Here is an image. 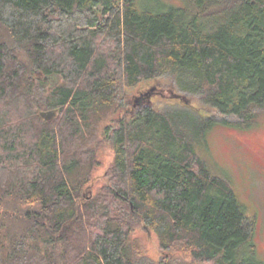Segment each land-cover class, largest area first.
I'll return each mask as SVG.
<instances>
[{"label": "trees", "instance_id": "trees-1", "mask_svg": "<svg viewBox=\"0 0 264 264\" xmlns=\"http://www.w3.org/2000/svg\"><path fill=\"white\" fill-rule=\"evenodd\" d=\"M146 1L0 0V264H264L256 218L204 150L214 125L264 115V0ZM162 76L219 119L197 127L176 92L130 113L122 91Z\"/></svg>", "mask_w": 264, "mask_h": 264}, {"label": "rangeland", "instance_id": "rangeland-1", "mask_svg": "<svg viewBox=\"0 0 264 264\" xmlns=\"http://www.w3.org/2000/svg\"><path fill=\"white\" fill-rule=\"evenodd\" d=\"M158 2L173 7L183 5L182 0H152L145 3L154 7ZM0 36L9 38L6 29L1 26ZM39 92L46 94L43 89ZM174 92L178 93L186 104L192 106L180 113L188 116L192 114L197 127L202 126L203 115L213 116L215 120L219 119L199 98L178 91L173 78L169 76L144 82L134 89H124L122 96L132 113L133 109L142 108L151 100L152 106L165 107L163 96L167 98ZM160 93L163 96L159 95ZM206 143L207 147L204 150L214 169L233 184L247 214L256 218V243L259 258L264 261V115L258 124L249 130L221 124L214 125L206 134ZM113 160L114 151L111 145L108 142L103 143L98 150L99 164L93 171V180L86 190L90 196L96 195L107 182V174ZM132 238L141 246L147 257L155 262L162 258L159 240L150 229L140 225L134 231ZM173 257L176 259L181 255L178 253Z\"/></svg>", "mask_w": 264, "mask_h": 264}, {"label": "water", "instance_id": "water-1", "mask_svg": "<svg viewBox=\"0 0 264 264\" xmlns=\"http://www.w3.org/2000/svg\"><path fill=\"white\" fill-rule=\"evenodd\" d=\"M56 115L55 112H43L41 113V116L45 119L51 120Z\"/></svg>", "mask_w": 264, "mask_h": 264}]
</instances>
